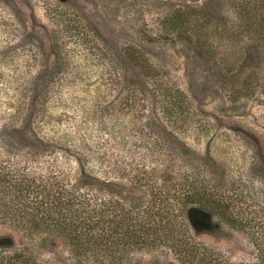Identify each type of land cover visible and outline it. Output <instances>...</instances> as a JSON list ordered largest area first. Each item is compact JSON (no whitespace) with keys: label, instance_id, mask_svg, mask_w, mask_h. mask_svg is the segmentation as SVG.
Returning a JSON list of instances; mask_svg holds the SVG:
<instances>
[{"label":"rangeland","instance_id":"1","mask_svg":"<svg viewBox=\"0 0 264 264\" xmlns=\"http://www.w3.org/2000/svg\"><path fill=\"white\" fill-rule=\"evenodd\" d=\"M84 15L104 48L77 32ZM0 158L69 183L84 174L108 183L116 224L162 227L163 214H144L151 188L186 177L191 192L212 195L216 214L191 239L235 264L255 262L252 233L264 231V0H0ZM107 192L98 199L105 220ZM127 198L147 207L123 212L133 206ZM231 213L249 226L229 223ZM157 240L126 238L113 252L103 243L76 261L57 234L31 238L0 225V243L15 245L1 251L33 247L35 264H180Z\"/></svg>","mask_w":264,"mask_h":264},{"label":"trees","instance_id":"2","mask_svg":"<svg viewBox=\"0 0 264 264\" xmlns=\"http://www.w3.org/2000/svg\"><path fill=\"white\" fill-rule=\"evenodd\" d=\"M79 25L77 32L80 30L84 37H90L94 48L105 47L106 41L89 18L84 15ZM22 146L27 147V145ZM15 164L17 163L0 158V225L23 231L24 235L31 238L44 233L57 234L68 244L71 257L78 258L76 261H80L81 257L90 250L97 252L95 255H98L103 249V243H107L108 251L113 252L118 243L123 241L120 244H125L126 238H135L138 243V239L145 237V241L141 243L149 244L150 247L158 243L157 238H162L163 242H167L169 250L179 256L180 264H235L228 259L224 260L216 256L214 251H210L199 241L191 239L189 235L191 230L197 235L208 232L212 228L216 214L209 207L210 205L206 204L212 195L203 191L191 192L192 188L187 185L186 177L179 181L180 184L175 182L176 186L162 185L151 188L155 201L149 204L147 210L144 209V214L146 218L152 212L163 214L162 227L158 224L159 222L151 219L150 221L142 219L139 224L133 225L116 224L112 214L119 209V205L114 201L113 197L116 195L108 183L92 179L89 174H84L85 178L77 182L69 183L52 171L45 170L37 173L27 166L19 165L16 168ZM101 190H107V195L111 197L108 204L104 206L107 207L110 217L106 220L102 217L106 211H102L98 203ZM172 191L177 194L175 197L178 201L175 206L174 202L169 201ZM126 200L131 203L128 198ZM132 205L121 206L123 212H128L130 207L139 209L138 211L141 212L144 207H147L141 202ZM218 205L227 212L225 200H219ZM231 214L229 223L244 226V228L249 226L251 219L246 222L241 215L236 218L233 213ZM183 216L186 220L184 224L177 221V218L181 219ZM102 226L105 227L102 228ZM123 229L127 231L122 233ZM252 234L258 244H254L257 250L256 260L250 264H264V231L262 234L257 232ZM14 247V242L0 243V264H35L37 257L33 247L25 245L9 253L1 251Z\"/></svg>","mask_w":264,"mask_h":264}]
</instances>
